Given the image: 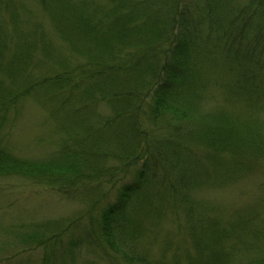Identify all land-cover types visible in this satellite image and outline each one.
Masks as SVG:
<instances>
[{"label":"trees","instance_id":"trees-1","mask_svg":"<svg viewBox=\"0 0 264 264\" xmlns=\"http://www.w3.org/2000/svg\"><path fill=\"white\" fill-rule=\"evenodd\" d=\"M37 2L64 45L0 0V139L10 111L33 95L50 112L59 148L27 159L0 140V175L39 179L94 207L108 198L106 184L140 163L78 246L154 264L137 241L148 222L176 214L197 248L190 264H242L233 259L247 236L255 256L244 264H264L256 222L264 201L224 225L198 198L264 163V0ZM221 64L228 71L215 79L210 68ZM213 89L222 102L211 104ZM61 226L39 225L26 239L56 241Z\"/></svg>","mask_w":264,"mask_h":264},{"label":"rangeland","instance_id":"rangeland-1","mask_svg":"<svg viewBox=\"0 0 264 264\" xmlns=\"http://www.w3.org/2000/svg\"><path fill=\"white\" fill-rule=\"evenodd\" d=\"M13 3L16 6L19 4L27 22H42L56 46L61 48L63 43L37 0H13ZM4 18L7 20L6 14ZM23 33L26 32H15L16 36ZM21 44L18 41L14 46L19 48ZM221 65L219 70L210 68V74L215 79L228 71L226 65ZM211 93L214 99L211 104L223 101L220 91L217 93L213 89ZM4 125L1 143L18 157L47 159L59 148L56 142L60 136L53 134L54 123L50 112L33 95L24 97L10 111L9 120ZM139 166L140 163L127 170L113 184H106L105 189L110 191L108 198L94 207L84 200L61 195L39 179L19 174L0 175V264H112V261L127 264L123 252L108 249L109 254H106L95 245L78 244L86 231L96 228L101 207L114 200L117 189L134 178ZM198 198L207 203L206 208L217 209L214 218L218 217L224 225H228L236 212L249 211L264 201V163L254 173L229 186L202 190ZM256 222L262 243L264 211ZM46 223L53 228L62 223L60 229L63 231H59L56 241L46 240L40 244L26 239L28 234L37 230V226ZM194 223L195 218L191 225ZM188 225L176 214L164 215L157 225L148 222L146 236L137 241L138 252L148 254L154 264H190V259L197 255V248L190 237ZM47 238L50 239L49 236ZM246 240L247 244L242 249L237 248L234 263L244 264L248 258L255 256L252 249L247 251L254 239L247 236ZM70 246L75 248L70 251Z\"/></svg>","mask_w":264,"mask_h":264}]
</instances>
